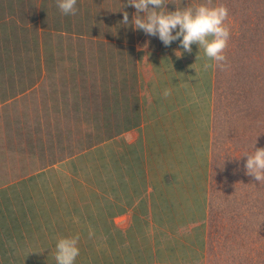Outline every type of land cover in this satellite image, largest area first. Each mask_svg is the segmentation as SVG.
Returning a JSON list of instances; mask_svg holds the SVG:
<instances>
[{
  "label": "crops",
  "instance_id": "obj_1",
  "mask_svg": "<svg viewBox=\"0 0 264 264\" xmlns=\"http://www.w3.org/2000/svg\"><path fill=\"white\" fill-rule=\"evenodd\" d=\"M109 1L106 40L89 21L96 0L70 16L56 0H0V194L63 187L87 126L105 123L111 264H206L217 64L195 44L178 58L179 41L116 32L122 5L129 20L136 10Z\"/></svg>",
  "mask_w": 264,
  "mask_h": 264
},
{
  "label": "rangeland",
  "instance_id": "obj_2",
  "mask_svg": "<svg viewBox=\"0 0 264 264\" xmlns=\"http://www.w3.org/2000/svg\"><path fill=\"white\" fill-rule=\"evenodd\" d=\"M213 3L229 10L230 39L227 66L216 70L206 264H264V183L245 174L247 158L242 157L254 146L264 147V0ZM95 4L96 16L89 21L107 40L110 1ZM67 48L82 51L80 44ZM83 49L92 54L89 46ZM106 98L101 92L102 107ZM106 116L107 109L101 108L103 122ZM87 127L86 150L71 160L63 187L49 189L48 179L28 197L14 190L0 194V264H56V240L77 234L76 264H111L107 124ZM97 127L102 139L88 140Z\"/></svg>",
  "mask_w": 264,
  "mask_h": 264
},
{
  "label": "clouds",
  "instance_id": "obj_3",
  "mask_svg": "<svg viewBox=\"0 0 264 264\" xmlns=\"http://www.w3.org/2000/svg\"><path fill=\"white\" fill-rule=\"evenodd\" d=\"M168 4L167 0H126V5L136 11L129 20V13L124 11L125 5H122L119 12H122L123 18L115 26L116 32L121 25L126 28L131 26L134 31L158 38L166 47L179 41L180 49L174 50L178 58L184 52L191 53L195 44L199 52L203 50L208 61L215 62L221 68L226 67L225 49L230 39V28L225 24L228 8L222 3L214 4L213 0L182 3L181 6L175 5L174 10H170ZM56 5L65 16L76 14L77 0H56ZM170 94L168 89L163 92L164 96ZM242 157L247 158L245 174L253 177L258 184L264 183V147L254 146L251 153H245ZM79 239L77 234L61 236L56 240V264H76L80 255Z\"/></svg>",
  "mask_w": 264,
  "mask_h": 264
}]
</instances>
